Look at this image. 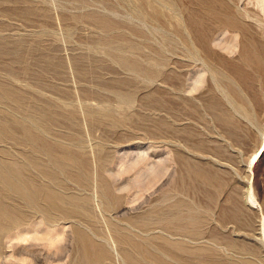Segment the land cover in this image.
<instances>
[{"label": "rangeland", "instance_id": "1", "mask_svg": "<svg viewBox=\"0 0 264 264\" xmlns=\"http://www.w3.org/2000/svg\"><path fill=\"white\" fill-rule=\"evenodd\" d=\"M142 1L0 0V161L62 196L87 198L88 222L76 225L110 248L111 264H127L120 232L167 264H264L259 212L247 199L252 187L264 214V0H145L166 21ZM23 129L86 161L85 186L69 177L78 166L67 174ZM102 179L120 204L106 207ZM13 199L5 201L19 205ZM189 209L196 241L162 229ZM58 219L45 226L38 215L9 230L0 263L74 264L72 224ZM164 238L187 244L182 260L161 254Z\"/></svg>", "mask_w": 264, "mask_h": 264}, {"label": "bare ground", "instance_id": "2", "mask_svg": "<svg viewBox=\"0 0 264 264\" xmlns=\"http://www.w3.org/2000/svg\"><path fill=\"white\" fill-rule=\"evenodd\" d=\"M140 6L144 11H147L148 8H150L152 11L151 12L152 18H156L161 21L162 20L164 21L166 17L168 18V16L160 8H158L151 2L144 0L141 2ZM226 13L228 15L229 23L231 24L234 23V19L233 17H231L232 15L228 8H226ZM244 57L245 60L248 62H253L257 65L259 64L260 60L258 56H256L250 50L245 51ZM133 67L135 69H138L136 65H133ZM200 82H201V77H198L196 79V88ZM2 125H0V136L3 137L6 134L7 129L5 126ZM21 133L24 136L23 139H25V141L27 140V142H30L35 150L42 151L43 153L47 154L53 162H56L58 166H60L61 169H64L65 171L67 170V174L69 173V167H74L75 165L76 167L78 166L80 168L79 169L80 171L78 172V174L75 175H74L75 172H73V174H69V177L71 179H74L77 183L79 182L80 184L81 183L83 184V182H87L89 180V173H88L89 170L86 169L88 163L86 161H84V163L82 162L80 163L78 161L79 158L74 152L70 150H62L61 152L57 153L58 152L57 148H55L54 145H52L50 142L46 141L40 134L34 133L29 129H23ZM22 149L23 148L20 149L21 152ZM259 153L255 156V158L258 157ZM147 154L148 153L144 152L143 154H139L138 156H136V158H145ZM33 160L36 161L38 159L35 160L33 158ZM80 161H82V159ZM131 163H132L131 160L130 161L125 160L124 162L125 167L126 168L130 167ZM155 168L156 167H150V170L155 172L157 171V169ZM40 172L43 176L47 177L51 182L57 183L58 178L55 172L49 171V169L46 168L40 169ZM109 174L113 176L112 173ZM201 174L202 173L196 174L195 178L197 176L202 181L207 182L208 181L207 179L209 178L206 179L205 178L206 176L204 175L205 176L204 177ZM101 181H102L101 186L103 188V191L100 197L105 198L106 207L109 209L117 205L118 203L120 204V198H118V196L117 197L114 196V192H112L110 185L107 184L106 181L103 179ZM83 185L85 186V184ZM251 188L252 187L249 188V192H248L249 195L247 199L254 208L258 209L259 212L258 217L260 223V229H259L260 238H258V240L261 242V245L264 247V214L262 212L261 207L257 203L256 197L253 195L254 193L252 192ZM0 192H1L0 193V247L3 243L2 241L4 235H7V233L10 232L9 230L11 229L20 230L21 228H23V226L27 225L26 222L28 220L32 219L33 221L34 220L36 221L38 219V215H40L39 222L40 224H43L45 226L52 227L53 222L56 220V218H59L58 220H61L63 222L72 224L70 229L73 235V239L76 245V251L78 254L74 264H103V263L111 264L112 263L113 261L111 255L112 252L110 248L107 247L105 243H102L100 241L97 242L96 240H94V238L86 230H83L82 228L76 225V222H80V223L88 222L87 215L85 214L87 212V207H86L88 203L87 198L83 199L82 202H80V199H77L75 197L62 196L56 193L55 191L49 189V187H44L39 185L35 178L28 177L27 175L16 169L13 165L3 161H0ZM10 197H15V199L13 200L18 202L19 205H11L7 203L5 200L9 199ZM25 209H28L31 212H28ZM173 218H174L173 220H167V222L164 221L165 223L162 221L161 224L162 229L166 230L171 235L186 236L185 238L189 237L190 239L196 241V213L191 209H189V211L185 214L181 212L174 213ZM144 226H146L145 228H148L147 227L148 225L146 224L142 225L143 228ZM12 239H14V237ZM22 239L25 240L27 238L22 237ZM146 240L149 241L148 239ZM27 241L29 240L27 239ZM115 243L117 245L126 246L127 249L122 250V255L125 261L127 262V264H150V263L167 264L166 263L167 260L164 261L162 256L159 255V253L156 254L149 249L147 245L148 243L146 241L139 240L131 234L121 233V232L117 233L115 236ZM11 247L18 248L17 245H12ZM157 247L162 255L164 254L166 256H170L176 260H182L184 253L188 252V246L184 242L182 241L171 242L170 240L165 238H164V242L162 244L157 245ZM192 248L195 247L192 246ZM21 249L22 248H20V250ZM0 264H4V262ZM186 264H193V262L190 259H188ZM216 264H230V263H216Z\"/></svg>", "mask_w": 264, "mask_h": 264}]
</instances>
